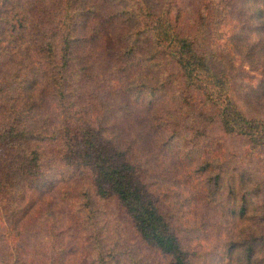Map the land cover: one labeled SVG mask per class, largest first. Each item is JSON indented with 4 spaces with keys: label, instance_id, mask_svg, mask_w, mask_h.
<instances>
[{
    "label": "rangeland",
    "instance_id": "obj_1",
    "mask_svg": "<svg viewBox=\"0 0 264 264\" xmlns=\"http://www.w3.org/2000/svg\"><path fill=\"white\" fill-rule=\"evenodd\" d=\"M1 130L0 264H170L83 132L135 168L190 264H264V0H0Z\"/></svg>",
    "mask_w": 264,
    "mask_h": 264
},
{
    "label": "trees",
    "instance_id": "obj_2",
    "mask_svg": "<svg viewBox=\"0 0 264 264\" xmlns=\"http://www.w3.org/2000/svg\"><path fill=\"white\" fill-rule=\"evenodd\" d=\"M160 19L156 22L157 37L164 42L171 36L172 29L162 26ZM39 36L40 39H44L45 43H41L39 40L41 47L38 48V53L41 57V55H44L42 53L47 47L46 56L43 58H48L50 60L55 57V46L53 45L52 40L53 37L47 32L40 33ZM171 39L175 41V44L179 49L188 47L190 44L188 38L186 39L177 36L176 34L172 35ZM187 41H189V43ZM71 50L72 47L69 46L67 47L66 52L69 54V51L71 52ZM64 77L65 75L63 76L60 72L58 74L53 73V79L58 81L61 89L62 82L65 80ZM216 83L214 81V88L217 87ZM15 128L18 127L10 126V137L16 132ZM18 132H22L21 127L18 128ZM4 133L5 132H2L1 130L0 137H2V140L5 138ZM83 138L86 148L94 152V166L98 175V180L103 181L105 185H109L110 189L125 204L128 214H130L133 219L135 229L143 241H145L151 248L157 250L163 256L168 258L170 264H190L187 249L180 242L177 234L178 232L175 230L174 226L167 222V219L154 201L147 199L140 190L134 188L135 186L132 185L131 180L135 168L130 164L118 163L115 156L109 158V156L105 154L99 141L89 132H83ZM21 164L25 166L27 172L32 171L33 164L30 153L29 157H27ZM206 167L202 168L205 170ZM26 180L27 178L23 177V183L26 182ZM100 185L103 189L104 187L102 183Z\"/></svg>",
    "mask_w": 264,
    "mask_h": 264
}]
</instances>
